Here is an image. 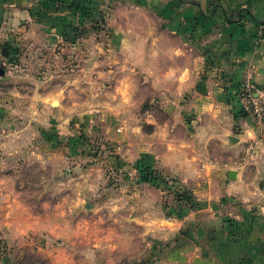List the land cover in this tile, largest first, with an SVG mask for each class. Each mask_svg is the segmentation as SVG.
I'll list each match as a JSON object with an SVG mask.
<instances>
[{"label": "crops", "instance_id": "obj_1", "mask_svg": "<svg viewBox=\"0 0 264 264\" xmlns=\"http://www.w3.org/2000/svg\"><path fill=\"white\" fill-rule=\"evenodd\" d=\"M38 1L0 0V20H4L14 34L30 36L33 31L30 23H37V6L33 5ZM81 1L96 13L116 0ZM118 1L130 5L124 6L129 14L154 17V23L132 24L127 28L114 26V31L120 34L117 50L122 55L119 61L133 70V75L125 71L121 77L124 80L133 77V80L141 81L140 85L153 89L154 110L145 107L142 109L144 114L139 110V117L128 108L127 116L118 117L115 113L111 115L108 108L96 109L101 114L95 119H104L99 123L101 126L116 128L121 121L116 123L115 120L123 118L120 132L116 128L111 137L121 140L123 152L120 157L114 153V160L121 162L129 181L118 201L110 199L106 207L101 208L114 206L123 209V220H128L123 235L127 234L131 239H134L131 227L135 226L144 229L142 235L138 232V236L144 239L148 229L174 232L176 243L169 246L170 251L165 255L171 262L251 264L252 258L253 264H264V184L258 188L249 183V169L210 163V142L216 136L211 132L213 124L221 138L234 137L237 139L234 142L239 143L253 140L258 153L253 154V158L261 154L264 157L261 146L264 140H261V132L253 118L237 116V101L228 98V95L235 97L248 76L264 87V37H261L264 25L258 26L250 21L240 25L226 17V11L248 8L249 5L256 9L253 15L263 16L264 0ZM216 1H220L217 6ZM45 26L46 32L52 36L51 41L60 42L54 38L59 35L55 31L57 26ZM80 42L74 47L83 45ZM95 46L96 54L90 55L89 63L106 61L112 66L106 77L113 75L115 56L108 55V52L100 55L103 49ZM106 49L109 51L111 47ZM98 75L101 76L99 71ZM82 76H79L81 80L84 79ZM144 128L149 130L146 132ZM240 130L242 133L236 134ZM144 155H149L154 167L170 180L171 191L140 179L132 180L139 177L136 163ZM232 171H235L234 177L230 175ZM103 178L101 168L75 175L69 182L62 178L55 189L64 191L63 196L53 204L58 208L65 207L62 216L48 212L45 217H36L28 211L21 215L7 214L6 219L0 217V228L3 221L23 225L18 238L26 236L36 224L48 223L49 228L45 229L47 242L38 238L33 248L35 254L46 256L51 264H82L74 257L77 253L68 255L66 248L56 244L57 236H60L57 229L66 225L67 217L76 219L77 224L83 222L80 209L87 201L80 194L85 193L87 197L88 191L103 185ZM179 186L189 190L197 203L196 209H185L181 216L173 214L172 205L165 202L167 194L173 195ZM11 190L0 185V205L10 209L22 208L19 197L3 194ZM50 204V201L42 202L45 207ZM92 205L96 211L85 214L86 222L90 224L98 212V206ZM252 211L259 216L258 226L238 237L237 242H231L223 218L230 215L248 225L246 216ZM170 212L172 214L168 215ZM11 231L15 232L14 228ZM5 236L12 238L7 232Z\"/></svg>", "mask_w": 264, "mask_h": 264}, {"label": "rangeland", "instance_id": "obj_2", "mask_svg": "<svg viewBox=\"0 0 264 264\" xmlns=\"http://www.w3.org/2000/svg\"><path fill=\"white\" fill-rule=\"evenodd\" d=\"M81 3V0H65L63 4L57 0L38 1L33 5L38 8L37 23H30L33 27L30 36L14 34L9 25L0 20V185L12 188L3 194L19 197L22 203V208L14 209L0 205V217L6 219L7 214L21 215L26 211L36 217H45L48 212L62 216L65 207L53 206L64 193L55 189L59 181L65 178L64 181L69 182L75 175L101 168L103 185L88 191L87 197L85 193L80 194L87 201L80 209L83 222L77 224L73 217L65 218L66 225L57 229L60 236H57L56 244L66 248L68 255L77 253L74 257L82 264H180L165 256L170 251L169 246L176 243L174 232L148 229L144 239L138 236V232L142 235L144 229L135 226L131 227L134 237L131 239L127 234L123 235L128 221L123 220V209L114 206L101 208L106 207L110 199L118 201L129 181L121 162L114 160V153L120 157L123 152L121 140L111 137L116 128L120 132L123 118L115 120L116 123L121 121L116 128H107L99 124L104 119H95L101 114L96 109L108 108L111 115L118 117L127 116L128 108L139 117L140 111L145 113L142 111L145 107L154 110L153 89L140 85L141 81L133 80V77L127 80L121 77L125 71L133 75V70L119 61L122 55L117 50L120 34L114 31V26L127 28L132 24L154 23V17L129 14L124 6L130 5L118 0L93 14L79 10ZM248 8L253 15L254 5ZM34 15L32 12V18ZM243 15L248 22L264 23V15L252 16L246 11ZM44 24L57 26L55 31L59 35L54 38L60 42L51 41L52 36L46 32ZM60 25L67 27L68 34ZM73 27L79 32L82 28V34L73 32ZM79 41L83 45L74 47ZM7 44L11 47L8 55L3 51ZM95 44L103 49L100 55L108 52V55L115 56L113 75L106 77L107 70L112 68L110 63H89L90 55L96 54ZM107 46L111 47L109 51ZM84 73L86 75L82 76ZM80 74L84 79L81 80ZM218 131L213 124L211 132L216 136L210 142V163L249 169V183L260 188V184H264V157L261 154L253 158L258 155L256 143L253 140L234 142L229 136L221 138ZM239 132L242 133L240 130L236 134ZM261 146L264 150L262 142ZM138 175L130 179L138 180L141 177L139 172ZM167 196L165 202L172 205L173 214L181 215L185 209L191 211L190 203L180 202L171 193ZM43 201L52 204L45 207ZM92 204L98 206V212L90 224L86 222L85 214L96 211ZM250 213L252 216H246L248 225L244 222L242 226L247 232L254 230L259 221L257 212ZM229 218L241 221L230 215ZM8 222L3 221L0 228V261L51 264L49 258L33 251L38 238L43 243L46 241L48 223L36 224L26 236L17 238L23 225ZM223 226H226L225 218ZM13 228L15 232L11 231ZM6 232L12 234V238L5 236ZM245 233L241 231L237 237L230 236L231 242H237ZM250 263H254L252 258Z\"/></svg>", "mask_w": 264, "mask_h": 264}, {"label": "trees", "instance_id": "obj_3", "mask_svg": "<svg viewBox=\"0 0 264 264\" xmlns=\"http://www.w3.org/2000/svg\"><path fill=\"white\" fill-rule=\"evenodd\" d=\"M60 1L61 4H63L65 2V0H57V2ZM80 1V0H79ZM81 6L79 7L80 9H83L84 11H86L87 13H93L92 12V8L89 6V8L87 7L88 5L84 2L81 1ZM85 4H84V3ZM220 1H216L215 6H217L219 4ZM79 5V4H78ZM77 5V6H78ZM38 11V8L36 9V12ZM83 11V12H84ZM247 12L249 15H252V13L249 11V8H238L236 10H233L232 12H230V10L226 11V17L232 22V23H237L240 25H245L248 21L245 20V17L243 15V12ZM33 12V11H32ZM91 15V14H90ZM238 16V18H235V16ZM253 16V15H252ZM264 25L263 22H259V25ZM62 27V30L65 32L67 29V27H64L63 25H60ZM73 32L78 31V28L73 27ZM80 30V34H82V28L79 29ZM264 31V29H263ZM66 34H68V31L65 32ZM262 36L264 37V32L262 34ZM76 38V37H73ZM4 48V53L6 55H8V49L11 50V47L7 44L6 46L3 47ZM238 96H239V90L236 93L235 97H231V95H228V98H235V100L237 101V106H236V115L239 117H248L249 113L243 108L242 104L239 102L238 100ZM136 168L140 174V180L144 181V182H149L153 185H155L158 188H163V189H167L171 191L170 188V181L157 169L154 167V164L152 163V159L149 155H144L142 156L136 163ZM167 180V181H166ZM175 185V183H173V186ZM173 194L175 196V198L177 200H179L180 202H188L190 203L191 207L190 209H196L197 208V203L195 202L194 196L193 194L187 190V189H183L180 186L176 187V189H174ZM172 213H168V215H171ZM179 214V213H178ZM177 214V215H178ZM251 215V213H249ZM248 215V216H250ZM181 216V215H180ZM252 216V215H251ZM253 219V218H252ZM248 221V220H247ZM245 221H239L236 219H232L229 217L225 218V223H226V230L228 231L229 235L232 237H237L239 235V233L241 231H246L247 229H243L242 226L246 223H244ZM248 223V222H247ZM252 223V222H251ZM240 231V232H239ZM249 232V231H248Z\"/></svg>", "mask_w": 264, "mask_h": 264}, {"label": "built area", "instance_id": "obj_4", "mask_svg": "<svg viewBox=\"0 0 264 264\" xmlns=\"http://www.w3.org/2000/svg\"><path fill=\"white\" fill-rule=\"evenodd\" d=\"M238 100L249 113V116L253 118L254 123L261 132V138L264 140V87L258 86L248 76L241 84ZM0 264L8 263L1 260Z\"/></svg>", "mask_w": 264, "mask_h": 264}, {"label": "water", "instance_id": "obj_5", "mask_svg": "<svg viewBox=\"0 0 264 264\" xmlns=\"http://www.w3.org/2000/svg\"><path fill=\"white\" fill-rule=\"evenodd\" d=\"M231 139H232L233 141H236V140H237V139H235L234 137H231ZM234 173H235V171H232V172H231V174H230L231 177H234Z\"/></svg>", "mask_w": 264, "mask_h": 264}]
</instances>
